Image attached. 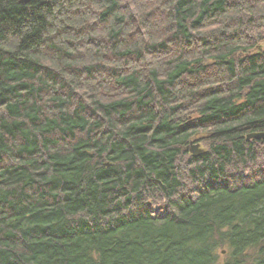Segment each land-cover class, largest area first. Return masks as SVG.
Wrapping results in <instances>:
<instances>
[{"label": "trees", "instance_id": "16d2710c", "mask_svg": "<svg viewBox=\"0 0 264 264\" xmlns=\"http://www.w3.org/2000/svg\"><path fill=\"white\" fill-rule=\"evenodd\" d=\"M257 133L264 0H0V264H264Z\"/></svg>", "mask_w": 264, "mask_h": 264}, {"label": "water", "instance_id": "95a60500", "mask_svg": "<svg viewBox=\"0 0 264 264\" xmlns=\"http://www.w3.org/2000/svg\"><path fill=\"white\" fill-rule=\"evenodd\" d=\"M27 0H22V2H26ZM264 140V133H257V134H249L246 136V140ZM189 153L193 156H198L203 153L202 150L198 149V145H190Z\"/></svg>", "mask_w": 264, "mask_h": 264}, {"label": "rangeland", "instance_id": "374dc122", "mask_svg": "<svg viewBox=\"0 0 264 264\" xmlns=\"http://www.w3.org/2000/svg\"><path fill=\"white\" fill-rule=\"evenodd\" d=\"M202 147H203V145H202ZM158 212H159V210H158L157 206H154V208H153V210H152V217H154L155 214H157ZM222 254L224 255L225 253L222 252ZM220 260L222 261L223 259H220ZM221 261H220V262H221Z\"/></svg>", "mask_w": 264, "mask_h": 264}]
</instances>
